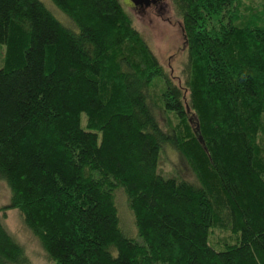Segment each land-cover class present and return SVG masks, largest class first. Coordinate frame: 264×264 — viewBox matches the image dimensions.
Instances as JSON below:
<instances>
[{
  "label": "trees",
  "instance_id": "obj_1",
  "mask_svg": "<svg viewBox=\"0 0 264 264\" xmlns=\"http://www.w3.org/2000/svg\"><path fill=\"white\" fill-rule=\"evenodd\" d=\"M52 1L75 30L39 0H0V264H29L12 209L49 264H264V0H173L183 87L120 0ZM166 143L192 181L158 173Z\"/></svg>",
  "mask_w": 264,
  "mask_h": 264
},
{
  "label": "rangeland",
  "instance_id": "obj_2",
  "mask_svg": "<svg viewBox=\"0 0 264 264\" xmlns=\"http://www.w3.org/2000/svg\"><path fill=\"white\" fill-rule=\"evenodd\" d=\"M66 27L76 29L72 20L52 0H39ZM259 0H240L238 10L243 14L245 9L258 6ZM133 24L139 31L154 56L164 69L166 76L179 86H185L188 76V57L185 48L182 17L173 0H160L149 8H134L129 0H120ZM72 24V26H70ZM1 50V49H0ZM1 56V51H0ZM1 66V59H0ZM160 85V84H159ZM160 89V87L156 88ZM160 124L167 130L170 124L167 114L157 113ZM158 173L163 177H176L192 181L194 174L182 154L171 143H166L160 152ZM115 204L122 232L129 238H137V227L134 214L129 206L128 198L123 189L114 192ZM10 190L3 179H0V205L10 199ZM3 223L9 233L22 245L29 264H49L46 253L38 239L23 223L18 210L12 209L2 216Z\"/></svg>",
  "mask_w": 264,
  "mask_h": 264
},
{
  "label": "water",
  "instance_id": "obj_3",
  "mask_svg": "<svg viewBox=\"0 0 264 264\" xmlns=\"http://www.w3.org/2000/svg\"><path fill=\"white\" fill-rule=\"evenodd\" d=\"M134 7L139 9L149 8L153 5H156L160 0H129Z\"/></svg>",
  "mask_w": 264,
  "mask_h": 264
},
{
  "label": "flooded vegetation",
  "instance_id": "obj_4",
  "mask_svg": "<svg viewBox=\"0 0 264 264\" xmlns=\"http://www.w3.org/2000/svg\"><path fill=\"white\" fill-rule=\"evenodd\" d=\"M134 8H136V7H134ZM139 9V8H138Z\"/></svg>",
  "mask_w": 264,
  "mask_h": 264
}]
</instances>
